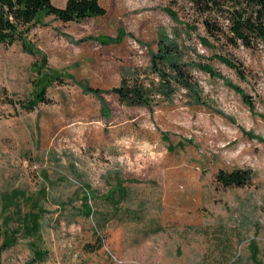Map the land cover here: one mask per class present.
Wrapping results in <instances>:
<instances>
[{"label": "rangeland", "instance_id": "1", "mask_svg": "<svg viewBox=\"0 0 264 264\" xmlns=\"http://www.w3.org/2000/svg\"><path fill=\"white\" fill-rule=\"evenodd\" d=\"M100 3L107 13L81 23L41 16L27 38L34 55L20 42L0 44V235L6 195L47 194L35 239L46 256L35 260L34 240L20 234L0 264H264V46H203L205 27L183 0ZM161 35L178 42L182 63L214 72L189 67L202 102L180 87L156 96L152 109L102 93L103 108L84 91L158 81L150 51ZM41 86L50 103L25 108ZM238 169L252 173L251 183L217 181ZM118 187L128 199L115 207ZM86 194L90 216L82 213ZM20 210H29L25 200Z\"/></svg>", "mask_w": 264, "mask_h": 264}, {"label": "trees", "instance_id": "2", "mask_svg": "<svg viewBox=\"0 0 264 264\" xmlns=\"http://www.w3.org/2000/svg\"><path fill=\"white\" fill-rule=\"evenodd\" d=\"M183 1L193 10L197 19L205 27L206 35L200 36L203 46L212 47L213 41L223 40L234 48L240 44L248 50L264 46V0ZM171 2L177 3L178 0H171ZM106 13L107 11L101 5L100 0H67L64 7L56 6L53 0H0V44L20 42L25 52L34 55L35 49L27 41V38L41 16L53 15L57 20L66 24L68 22L81 23L85 19L97 18ZM158 38L157 50L150 51L151 64L149 67L150 73L156 76L158 81L150 80L147 85L139 79H122L119 86L111 90L83 85L84 91L100 99L103 102V108L105 101L101 96L102 93L117 94L120 103L127 107L146 106L152 109L156 96L172 97L180 87L186 89L196 103L202 102L199 84L191 80L187 74L189 67L206 70L211 75H214V72L206 65L182 63L184 53H182L178 42L167 35H161ZM215 56L228 67L236 70L241 78H244L239 66L226 56ZM46 65L47 60L44 58L40 67H46ZM46 75L51 82H63L58 75L53 73H46ZM47 91L48 87L46 86L37 87L33 98L24 101L23 106L33 110L40 103H50L46 96ZM243 97L251 107L253 104L251 97L246 94H243ZM217 181L228 187L244 186L251 183L252 173L240 169L231 172L223 170L218 173ZM114 190L109 199L117 207L121 200L128 199V192L122 187ZM25 195L22 190L14 189L4 197L3 210L6 215L2 223L6 227L0 235L2 238L0 252L15 245L21 234L34 240L31 241V245L34 249L35 260H42L46 256L45 251L40 250L35 239L39 237L43 227V224L40 223L41 217L47 212L40 200L46 199L47 194L43 187L36 198ZM91 198L92 196L88 194L82 197L84 208L82 213L88 216L94 213L88 203ZM24 200L28 203L29 210L21 214L20 202ZM58 202V204H64L60 200ZM11 207L14 208V211L8 212ZM12 223H15L17 227H13Z\"/></svg>", "mask_w": 264, "mask_h": 264}]
</instances>
